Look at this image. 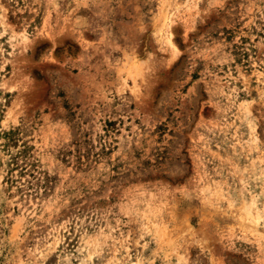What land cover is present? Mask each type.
Wrapping results in <instances>:
<instances>
[{
	"label": "rangeland",
	"instance_id": "1",
	"mask_svg": "<svg viewBox=\"0 0 264 264\" xmlns=\"http://www.w3.org/2000/svg\"><path fill=\"white\" fill-rule=\"evenodd\" d=\"M0 264H264V0H0Z\"/></svg>",
	"mask_w": 264,
	"mask_h": 264
},
{
	"label": "trees",
	"instance_id": "2",
	"mask_svg": "<svg viewBox=\"0 0 264 264\" xmlns=\"http://www.w3.org/2000/svg\"><path fill=\"white\" fill-rule=\"evenodd\" d=\"M14 135L15 133L13 131L11 132H8V133H5V138L7 139V143H6V147H11L10 143L13 142V138H14ZM26 154H27V151H26V148H24V150L22 151H19L18 153L16 154H11V159H10V164L11 165V168L9 170V173H10V176H9V181H11L12 183H14V180H13V175H12V172L19 168V161L21 158H24L26 157ZM24 169L21 170V174L23 173Z\"/></svg>",
	"mask_w": 264,
	"mask_h": 264
}]
</instances>
